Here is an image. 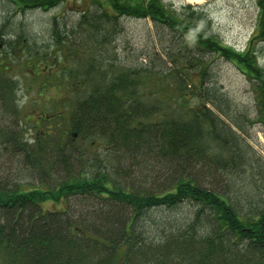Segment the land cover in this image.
Wrapping results in <instances>:
<instances>
[{
	"label": "trees",
	"instance_id": "trees-1",
	"mask_svg": "<svg viewBox=\"0 0 264 264\" xmlns=\"http://www.w3.org/2000/svg\"><path fill=\"white\" fill-rule=\"evenodd\" d=\"M7 1L16 12L65 0ZM90 2L95 6L82 10L79 23L90 33L92 46L108 42L121 16L149 18L161 33L162 63L156 65L147 55L145 63L118 65L108 55L104 67L105 58L85 52L82 71L62 74L71 80L62 85L71 96L64 112L41 114L58 121L40 129L42 135L27 137L17 98L21 80L3 63L16 62L21 49L29 67L43 62L48 69L50 53L26 35L5 39L8 19L0 25V55L5 57L0 59L1 110L15 117L13 128L0 123V142L39 180L7 182L0 176V264H264V194L236 198L232 190L220 189L217 179L206 178L216 172L230 177L232 185L246 161L253 165L237 132L248 120L246 112L231 110L212 66L222 57L245 76L257 113L251 122L264 125V66L252 42L257 31L237 49L213 32L202 6L177 8L163 0ZM260 5L258 20L264 22V0ZM59 17L49 18V33L64 44ZM74 45L69 51L78 49ZM159 90H174L176 96L162 97ZM76 138L94 149L73 169L67 143ZM95 144L103 154L95 152ZM56 164L58 172L66 169L64 176L44 180L43 173ZM90 197L104 205L88 209ZM72 198L84 207L75 215ZM47 202L58 207H45ZM183 208L186 217L172 215ZM150 218L156 232L163 228L155 238L143 224Z\"/></svg>",
	"mask_w": 264,
	"mask_h": 264
},
{
	"label": "rangeland",
	"instance_id": "rangeland-1",
	"mask_svg": "<svg viewBox=\"0 0 264 264\" xmlns=\"http://www.w3.org/2000/svg\"><path fill=\"white\" fill-rule=\"evenodd\" d=\"M91 0H65L60 1L55 5H48L44 7H32L27 8L24 11L17 10L13 12L14 5L8 3L7 0H0V25L8 19L9 27H5L4 31L5 39H14L18 33L25 36L31 42H36L37 45L47 49L50 53L48 57V63L51 67L46 69L47 65H43V62L39 64H30L28 66V59L22 56V50L17 52L16 62L3 63L10 64V73L16 75L21 80V88L17 89L18 93V105L21 110V119L24 120V129L27 130L26 136L36 137L40 129H44L46 126H51L58 120L49 121L48 118L42 119L41 114L45 111L58 113L64 112L65 106L71 101V96L64 93L63 84L71 83L70 79H66L62 76L63 72H70L77 74L78 70L82 71L85 67V52H92L95 57L105 58L102 64L107 66L108 55L113 59L114 64L129 65L134 62L145 63L148 56L152 61L158 65L162 63L159 55V42L158 38L161 33H157L152 21L149 18H132L121 16L118 18L119 30L108 37V42L104 43L101 48L99 45H91V35L84 28L81 21V13L85 8H92L95 4L90 2ZM164 2L171 3L177 8L184 4H191L198 8L202 6L212 21V30L215 32L225 43L241 49L245 46L247 39L250 35L258 34L254 36L252 42L256 49L257 60L264 66V22L258 20L260 16V9L263 0H201L200 2H188L186 0H163ZM264 12V11H263ZM56 16L59 17L61 22L60 30L64 36V44H61L59 40L52 38L49 33L51 25L48 23L49 18ZM54 19V18H53ZM263 19V18H261ZM55 20V19H54ZM18 34V35H19ZM61 37V35H60ZM62 38V37H61ZM59 43L58 45H56ZM18 44V41H16ZM46 44V45H45ZM76 44V45H74ZM70 45L78 46L76 51H69L73 48ZM8 46V45H7ZM92 46V49H91ZM90 47V48H89ZM45 51V50H44ZM144 54H143V53ZM3 55H0V59H4ZM18 61V62H17ZM216 62L212 66V72L214 74L216 86L219 87V91L225 93L228 97L229 105L239 112H246L248 120H243L242 130H237L242 140L245 141L249 147V152L253 160V165L247 163L243 164L244 172L241 177L235 176L232 178V185L229 184L228 176H223L219 173L206 175L207 181L211 182L217 179L220 183V189H230L234 192L236 198L243 195L244 198H256L259 193L264 194V125L258 121H252L256 116L254 94L250 85V82L245 76L237 69V67L229 60H225L222 57L215 60ZM25 64L27 67H25ZM47 70V72L45 71ZM41 72H37V71ZM38 73V74H36ZM90 76L92 73H88ZM79 77H74L76 81ZM49 85L47 88L48 84ZM53 83H56L55 85ZM57 85H60L58 88ZM62 88V89H61ZM80 93L84 89L76 87ZM172 91L159 90L162 97L168 95L176 96V93ZM173 93V94H172ZM242 114V113H241ZM15 117L9 112L3 113L0 103V123H6L12 128L15 126L13 119ZM47 119V120H46ZM229 120V119H228ZM231 122V121H230ZM232 123V122H231ZM20 122H18V128H20ZM233 127V125H231ZM236 129V128H235ZM42 135V133L40 134ZM69 145L70 160L72 162L73 169L80 168L81 162L84 158L88 157L94 149V146L89 147L87 142L82 141L79 138L76 140H70ZM69 152V151H68ZM95 152L103 154L101 146L95 144ZM93 152V153H95ZM47 153L45 156L49 157ZM247 154V153H246ZM103 156V155H102ZM14 157V156H13ZM9 155V149H6L0 142V176L7 182H22L34 181L38 182L35 177L29 176L28 171L19 156L13 158ZM247 157V155H246ZM20 163H19V162ZM44 161H46L44 159ZM25 165V164H24ZM78 167V168H77ZM59 166L54 165V169L45 171L42 178L47 181H52L55 177L64 176V170L58 172ZM57 172V173H56ZM196 173L200 174L203 171L196 168ZM245 204V201H241ZM74 209L73 214H77L79 210H84L83 205L76 199L70 200ZM99 205L103 206L99 199L89 198L87 200V208L89 206ZM242 204V205H243ZM55 205V206H53ZM51 204L47 202L45 207L57 208L58 204ZM170 212V210L168 211ZM172 213L178 218H184L187 216V208H183L180 211ZM153 211L150 212V216H156ZM168 216L171 214L166 213ZM160 221V220H158ZM146 228V232L150 235V238L157 237L156 222L151 218L143 223Z\"/></svg>",
	"mask_w": 264,
	"mask_h": 264
},
{
	"label": "bare ground",
	"instance_id": "bare-ground-1",
	"mask_svg": "<svg viewBox=\"0 0 264 264\" xmlns=\"http://www.w3.org/2000/svg\"><path fill=\"white\" fill-rule=\"evenodd\" d=\"M188 2H200L201 0H186Z\"/></svg>",
	"mask_w": 264,
	"mask_h": 264
}]
</instances>
